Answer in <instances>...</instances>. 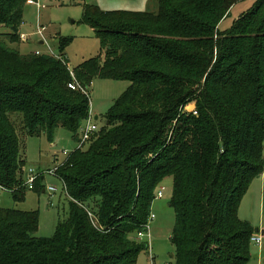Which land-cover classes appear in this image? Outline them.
<instances>
[{"label": "trees", "instance_id": "1", "mask_svg": "<svg viewBox=\"0 0 264 264\" xmlns=\"http://www.w3.org/2000/svg\"><path fill=\"white\" fill-rule=\"evenodd\" d=\"M32 1L0 0V28L9 29L0 32V186L15 202L30 190L19 135L52 141L63 127L77 142L93 80L131 84L88 147L58 168L68 216L53 237L37 236L39 210L0 207V264H134L149 250L134 236L167 177L176 215L170 264H248L254 231L239 208L264 174V0L230 31L219 24L240 0H157L156 12L87 5L83 21L100 53L73 70L69 37H58L60 58L2 40L20 44ZM38 186L45 190L42 177Z\"/></svg>", "mask_w": 264, "mask_h": 264}, {"label": "rangeland", "instance_id": "2", "mask_svg": "<svg viewBox=\"0 0 264 264\" xmlns=\"http://www.w3.org/2000/svg\"><path fill=\"white\" fill-rule=\"evenodd\" d=\"M258 0H240L233 8L229 16L224 18L219 28L221 31H230L235 21L244 13L253 8ZM39 8L36 1L29 2L24 11L23 23L19 29L21 35L27 37L20 44H12L4 40L5 44L19 50L22 54H28L36 49L46 51V47L37 44L40 36L37 34L38 25L46 27L45 37L50 42L51 48L58 52V37H69L72 42L65 50V56L69 62V68L74 69L84 61L94 58L100 53V42L93 28L83 21L87 5L98 7L103 11L127 10L138 12H156L157 0H41ZM0 32H9L7 28H0ZM128 81H117L96 78L90 88L91 111L95 123L100 127L106 125V114L114 102L130 86ZM189 107L195 105L191 104ZM187 106V111H189ZM20 124V123H19ZM22 140V155L26 161V171L32 169L35 173L44 174L48 169H56L66 159L67 154L76 148V141L72 133L63 127L56 129L53 140L43 134L41 136L19 135ZM84 145L81 149H86ZM68 151V153H65ZM45 186L55 185L57 193L50 200L47 193L40 192L39 186L35 191L29 190L24 202H15L10 193L0 188V207L16 208L25 211L39 210L40 224L37 236L53 237L58 223L68 216V195L62 180L46 174ZM173 178H165L160 187H164V196L156 199L152 206L155 218L151 222V240L145 238L149 245L148 253L143 251L138 255L134 264H166L173 262L174 246L171 236L174 231L176 215L170 205L173 195ZM239 216L247 221L254 236L259 233L262 236L260 245L251 241L250 260L248 264H264V174L259 175L251 182L245 193L239 208ZM259 230V231H258Z\"/></svg>", "mask_w": 264, "mask_h": 264}, {"label": "built area", "instance_id": "3", "mask_svg": "<svg viewBox=\"0 0 264 264\" xmlns=\"http://www.w3.org/2000/svg\"><path fill=\"white\" fill-rule=\"evenodd\" d=\"M41 0H36V2L38 3L39 8L42 7ZM45 32H46V27L42 26L41 24L38 25V32L37 34L40 36V40H43V46L46 47L47 52L50 55H53L57 58H60V55H58V53L56 51H54L53 48H51V44L50 42L46 39L45 37ZM21 40L22 41H26L27 37L25 35H21ZM37 54H40L41 51L37 50L35 51ZM71 75L73 77V82H71L69 84V87L72 89H76L77 87H80L79 83L77 82V80L75 79V75L73 73V71H71ZM194 114H197V112L193 109ZM94 117H93V112L90 110L89 116L87 117V119L85 120V122L83 123V125L81 126L80 130H79V136H78V141L76 142V148L75 149H79V148H83L84 145H86L89 141H91V139L93 138V136L98 133L100 131V127L95 123L94 121ZM72 152V151H71ZM70 152V153H71ZM65 153H68V151H66ZM70 153H68L67 155H69ZM63 164V162L61 163V165ZM58 169V168H57ZM55 171L56 169H48L46 171H44V174L41 173H35L32 169H29L28 171H26V179H25V186H27L30 190L34 189V184L35 181L39 178V177H45L46 174H50L53 175L55 177H57V175H55ZM58 178V177H57ZM59 179V178H58ZM62 180L64 187L66 189V185L63 179ZM1 189L5 190L4 188H2L0 186ZM164 187H160L157 190L156 193V199H160L164 196ZM58 188L55 185H49L45 187V193H47L49 195L50 200H52V198L54 197V195L57 193ZM90 216L93 218V215L90 213ZM155 218V215L151 212V214L149 215L148 218V222L144 225L143 229L138 231L136 233V235L134 236L135 239L139 240V241H145V238H148L149 241L151 240V222L152 220ZM252 241L257 243L258 245L261 244L262 242V236L259 233L256 236L252 237ZM166 264H170L169 262Z\"/></svg>", "mask_w": 264, "mask_h": 264}, {"label": "water", "instance_id": "4", "mask_svg": "<svg viewBox=\"0 0 264 264\" xmlns=\"http://www.w3.org/2000/svg\"><path fill=\"white\" fill-rule=\"evenodd\" d=\"M39 43L43 44V40H40ZM189 110L192 111L193 107H189ZM97 119H98V117H95V120H97ZM42 179L44 180L45 178L43 177ZM43 192L45 193V190H43Z\"/></svg>", "mask_w": 264, "mask_h": 264}, {"label": "crops", "instance_id": "5", "mask_svg": "<svg viewBox=\"0 0 264 264\" xmlns=\"http://www.w3.org/2000/svg\"><path fill=\"white\" fill-rule=\"evenodd\" d=\"M39 41H40V40L37 41V44H38L39 46H41L42 44H40ZM36 50H40V49H36ZM36 50H35V51H36ZM33 52H34V51H33ZM95 117H97V116H95ZM5 191H6V190H5ZM6 192H8V191H6ZM8 193H9V192H8ZM43 193H44V192H43ZM0 203H1V200H0ZM258 231H259V230H258ZM263 234H264V231H263Z\"/></svg>", "mask_w": 264, "mask_h": 264}]
</instances>
